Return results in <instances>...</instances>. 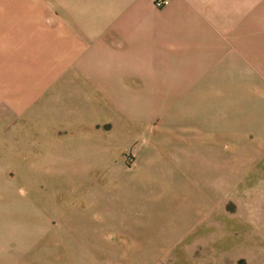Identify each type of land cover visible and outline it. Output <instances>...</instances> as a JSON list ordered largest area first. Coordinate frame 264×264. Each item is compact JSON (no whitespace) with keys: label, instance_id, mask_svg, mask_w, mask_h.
Segmentation results:
<instances>
[{"label":"rangeland","instance_id":"obj_1","mask_svg":"<svg viewBox=\"0 0 264 264\" xmlns=\"http://www.w3.org/2000/svg\"><path fill=\"white\" fill-rule=\"evenodd\" d=\"M137 2L0 0V264H264L260 42Z\"/></svg>","mask_w":264,"mask_h":264},{"label":"crops","instance_id":"obj_2","mask_svg":"<svg viewBox=\"0 0 264 264\" xmlns=\"http://www.w3.org/2000/svg\"><path fill=\"white\" fill-rule=\"evenodd\" d=\"M68 1L69 0H66V4H64L67 5V10L69 7ZM136 1L138 2L135 9L139 16L144 17L145 19L152 18L158 25H165L168 21L172 20L173 22H177L180 26L189 30L201 29L206 33L209 30L212 32L209 42L212 44H217L223 41H233L236 43V45H244V43L251 41H253V43L256 41L260 42L259 51H255L254 56L255 58H258L259 66L257 71L259 72V75L262 77V79H264V50L261 51V47L264 45V16L263 20H261L260 26H255L254 21V19H256V12L260 10H256V7L260 6V2H263V0L258 1L255 5V9L253 11V23L250 22V33L248 31H242V24L244 23L243 20L245 18L244 14H236L234 17L237 19V21L233 22L230 20L231 14H228L227 18L229 17L228 23L231 27V30H240L236 33L231 31L229 32L228 36L222 31L221 28V22L223 21L222 15L225 13L224 8L229 7L228 1L226 0H168L169 5L165 8H161L164 9L162 12L158 11V8L155 6L156 1L158 0ZM217 1H219L218 4ZM51 5L54 7L52 3ZM213 17H215V20ZM234 33L235 35H233ZM249 35H251V37ZM229 44L231 45V43ZM242 103L244 104L245 102L243 101Z\"/></svg>","mask_w":264,"mask_h":264},{"label":"built area","instance_id":"obj_3","mask_svg":"<svg viewBox=\"0 0 264 264\" xmlns=\"http://www.w3.org/2000/svg\"><path fill=\"white\" fill-rule=\"evenodd\" d=\"M169 5V1L168 0H158L156 1L155 3V6L158 8V9H161V8H165Z\"/></svg>","mask_w":264,"mask_h":264}]
</instances>
